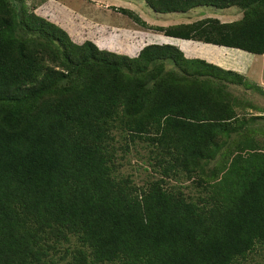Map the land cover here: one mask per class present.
Wrapping results in <instances>:
<instances>
[{
  "label": "trees",
  "instance_id": "trees-1",
  "mask_svg": "<svg viewBox=\"0 0 264 264\" xmlns=\"http://www.w3.org/2000/svg\"><path fill=\"white\" fill-rule=\"evenodd\" d=\"M145 1L242 18L115 7L185 40L131 56L0 0V264H264V88L184 49L264 56V0Z\"/></svg>",
  "mask_w": 264,
  "mask_h": 264
},
{
  "label": "rangeland",
  "instance_id": "rangeland-1",
  "mask_svg": "<svg viewBox=\"0 0 264 264\" xmlns=\"http://www.w3.org/2000/svg\"><path fill=\"white\" fill-rule=\"evenodd\" d=\"M44 1L49 2L40 8V13L48 19L63 25L68 31L73 27L75 34L80 38L79 41L90 39L98 44H101L99 41H103L106 49L113 52L129 53L132 54L131 56L136 55L147 45L158 43L160 38H153L150 35L153 36V34L157 35L159 33L146 31L135 25L129 16L121 13L118 9H114L115 7L133 10L153 26L189 23L203 17L217 18L222 22H234L242 18V11L237 7L229 10L198 8L189 13L158 14L151 10L144 0H26V3L33 10ZM153 22L155 23L153 24ZM66 24L71 27H67ZM74 37L76 38V36ZM191 47L184 48L187 53L192 52L191 54L183 52L187 58L206 59L213 62H210L211 64H218L216 66L225 70H231L234 65L239 70V72H234L247 75L264 88V56H257L258 59H256L242 54L243 57H239L238 55L241 53H237V51L232 53L227 52V50L221 52L212 46L195 44V42L192 43ZM194 52L197 55L193 56ZM212 56L215 59L210 60ZM235 93L243 95L245 91L240 88L236 89ZM131 160L132 165L127 167L128 172L134 170L132 167L135 166V163L133 159Z\"/></svg>",
  "mask_w": 264,
  "mask_h": 264
},
{
  "label": "crops",
  "instance_id": "crops-1",
  "mask_svg": "<svg viewBox=\"0 0 264 264\" xmlns=\"http://www.w3.org/2000/svg\"><path fill=\"white\" fill-rule=\"evenodd\" d=\"M155 22H153V24H154ZM159 26V25H158ZM141 35H142V32L140 33V37H141ZM152 35V34H151ZM150 35V37H153V38H160V40L158 39V43H156V44H160V45H165V44H174V45H177L182 51H183V48L181 47V46H179V42L178 41H185V40H180V39H175V38H172V37H167V36H165V35H162V34H157V35H154L153 34V36H151ZM190 42V41H189ZM201 44V45H205L204 43H199V42H195V44ZM191 48H193V47H191ZM233 51H237L238 53H241V54H239L238 56L239 57H243L242 56V54H244L245 55V53L244 52H242V51H240V50H233ZM194 55H197L196 54V52H194V54H193V56ZM210 63V62H209ZM215 65H218V64H215ZM234 68V69H233ZM233 68L231 69V70H233V71H238L239 72V70H237L238 69V67H235L234 65H233ZM237 68V69H236Z\"/></svg>",
  "mask_w": 264,
  "mask_h": 264
},
{
  "label": "clouds",
  "instance_id": "clouds-1",
  "mask_svg": "<svg viewBox=\"0 0 264 264\" xmlns=\"http://www.w3.org/2000/svg\"><path fill=\"white\" fill-rule=\"evenodd\" d=\"M145 1V0H144ZM146 2V1H145ZM147 4V3H146ZM148 6V5H147ZM149 7V6H148ZM152 10V9H151ZM226 48V47H225ZM227 49H230V48H227ZM230 50H237V49H230ZM241 51V50H240ZM242 52H244V51H242ZM247 56H249V57H254V58H256V59H258L257 58V56L256 55H253V54H250V53H247V52H244ZM248 57V58H249ZM258 57H263V56H258ZM253 58V59H254ZM219 67V66H218ZM233 71V70H232Z\"/></svg>",
  "mask_w": 264,
  "mask_h": 264
}]
</instances>
